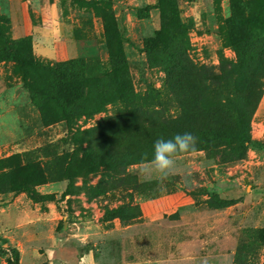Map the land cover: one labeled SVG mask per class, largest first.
Returning a JSON list of instances; mask_svg holds the SVG:
<instances>
[{
	"label": "rangeland",
	"instance_id": "rangeland-1",
	"mask_svg": "<svg viewBox=\"0 0 264 264\" xmlns=\"http://www.w3.org/2000/svg\"><path fill=\"white\" fill-rule=\"evenodd\" d=\"M94 1L0 0V264H124L131 251L130 261L158 264L157 248L172 241L223 255L221 264H264V0ZM26 38L43 64L84 65L102 105L72 116L49 97L60 91L54 76L28 67L26 79L5 47ZM179 49L215 74L225 63L255 68L262 93L244 156L185 153L163 183L145 180L142 164L118 178L91 169L90 131L125 107L181 115L162 64ZM174 232L182 238L160 237Z\"/></svg>",
	"mask_w": 264,
	"mask_h": 264
},
{
	"label": "trees",
	"instance_id": "trees-1",
	"mask_svg": "<svg viewBox=\"0 0 264 264\" xmlns=\"http://www.w3.org/2000/svg\"><path fill=\"white\" fill-rule=\"evenodd\" d=\"M5 47L17 60L26 79L31 77L28 67L43 68L44 73L54 76L60 91L49 93V97H54L72 116L88 115L95 107L102 105L95 101L93 93L96 84L93 78L86 75L84 65H75L80 68L77 75L73 70L75 66H70L71 62L56 67L43 64L33 54L29 38L6 44ZM261 57H264V51ZM162 64L168 76L167 95L181 107V115L172 117L168 115L167 110L165 115L162 110L156 108L125 107L119 115L107 118L98 128L90 131L89 134L96 143H88L83 161L90 165L91 169L104 166L111 171L113 177L118 178L123 172L126 173L128 167L142 164L145 158L150 160L154 140L139 138L143 129L148 133L161 130L169 134L170 138L178 133L190 132L198 138L196 148L191 152L217 150L221 158L244 156L251 117L257 109L262 93L261 90L258 93V75L252 71L255 68L250 66L252 70H248L242 63H225L221 67V73L215 74L209 68L194 64L183 49H179V53L174 56L164 58ZM74 81L77 83L75 88L68 87V83ZM69 98L75 100L71 110L68 108ZM36 103L40 106V101ZM136 118L139 120L136 121ZM117 125L122 127L123 135L114 129ZM79 154L80 152L77 153ZM71 165L70 169L74 170V165ZM121 168L124 169L123 172H120ZM21 190L28 191L38 202L51 199L50 196L40 195L28 187ZM257 234L263 238L264 230H258Z\"/></svg>",
	"mask_w": 264,
	"mask_h": 264
},
{
	"label": "clouds",
	"instance_id": "clouds-1",
	"mask_svg": "<svg viewBox=\"0 0 264 264\" xmlns=\"http://www.w3.org/2000/svg\"><path fill=\"white\" fill-rule=\"evenodd\" d=\"M198 138L190 132L178 133L172 138H158L153 144L152 158H145L140 169L145 180H158L161 183L180 169L178 161L188 152L194 151Z\"/></svg>",
	"mask_w": 264,
	"mask_h": 264
},
{
	"label": "crops",
	"instance_id": "crops-1",
	"mask_svg": "<svg viewBox=\"0 0 264 264\" xmlns=\"http://www.w3.org/2000/svg\"><path fill=\"white\" fill-rule=\"evenodd\" d=\"M147 206V205H146ZM160 237H165L169 239H180L182 238L181 235L176 234H161ZM184 237V236H183ZM164 239V238H163ZM169 244V245H168ZM166 243V247L162 248L163 243L159 245L157 248L158 256L157 263L158 264H221L223 255H220L219 260H215L212 253L204 252L202 255H198L200 251L195 249L196 246H188L186 242H175L172 241L171 243ZM135 252H130L128 254L129 259H127L126 263L124 264H142L143 262L136 263V260L130 261L132 255H135ZM127 257V254H126ZM123 264V263H122Z\"/></svg>",
	"mask_w": 264,
	"mask_h": 264
}]
</instances>
